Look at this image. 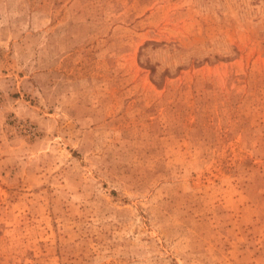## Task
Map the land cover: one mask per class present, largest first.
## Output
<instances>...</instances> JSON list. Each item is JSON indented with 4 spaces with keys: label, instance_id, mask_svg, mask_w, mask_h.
I'll use <instances>...</instances> for the list:
<instances>
[{
    "label": "rangeland",
    "instance_id": "374dc122",
    "mask_svg": "<svg viewBox=\"0 0 264 264\" xmlns=\"http://www.w3.org/2000/svg\"><path fill=\"white\" fill-rule=\"evenodd\" d=\"M0 264H264V0H0Z\"/></svg>",
    "mask_w": 264,
    "mask_h": 264
}]
</instances>
